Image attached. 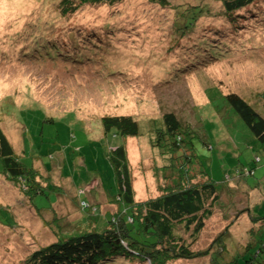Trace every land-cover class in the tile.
Masks as SVG:
<instances>
[{
  "label": "rangeland",
  "instance_id": "rangeland-1",
  "mask_svg": "<svg viewBox=\"0 0 264 264\" xmlns=\"http://www.w3.org/2000/svg\"><path fill=\"white\" fill-rule=\"evenodd\" d=\"M169 1L122 0L64 15L61 0H0V126L19 153L55 157L50 171L38 159L34 166L37 181L49 180L60 193L55 203L52 190L34 197V205L43 208L37 210L25 187L0 173V264H23L62 233L91 229L93 222L85 216L117 210L100 183L90 185L92 172L75 158L80 149L84 156L95 149V170L110 177L101 121L116 114H130L142 126L140 135L125 139L136 200L157 195L168 182L152 129L162 113L174 111L200 132L198 158L221 187L218 207L198 239L182 231L183 236L195 250L225 230L235 249L256 236L259 223L253 214L264 203V153L233 110L220 106L222 93L236 92L264 110V12L251 29H239L244 21L233 18L232 36L223 45L215 40L218 45L208 42L193 49L192 41L202 42L212 32L218 36V22L203 15L198 31L182 32L176 27L182 17L176 7L181 4L182 12L192 13L196 3ZM47 116L54 121L43 122ZM112 139L120 143L119 137ZM237 180L261 181L262 186L251 189ZM82 204L93 205L92 211H84ZM107 262L149 264L123 253H109ZM170 264H209V259Z\"/></svg>",
  "mask_w": 264,
  "mask_h": 264
},
{
  "label": "trees",
  "instance_id": "trees-1",
  "mask_svg": "<svg viewBox=\"0 0 264 264\" xmlns=\"http://www.w3.org/2000/svg\"><path fill=\"white\" fill-rule=\"evenodd\" d=\"M121 1L61 0L59 7L64 15L67 13L78 14L85 5H108L111 7ZM152 1L160 2L163 5L170 4L169 0ZM184 1H194L196 4L190 8V10L193 9L192 13L182 12L181 4L177 5L176 8L182 13V17L176 22L179 23L176 27L180 28L182 32L195 33L198 31L201 27L197 23L203 15L218 22L217 30L214 29L218 36L212 32L202 42L201 40L197 43L192 41L190 47L193 49L204 48L208 46V42L223 45L224 40L230 39L232 36L229 30L233 18L236 21H244L240 27L237 26L242 30L257 27L261 23L260 20L263 19L264 0ZM216 3H219L220 6L211 7ZM215 40L222 42L218 41L217 44ZM183 53L189 54L188 51ZM221 96L224 97V100L220 110L223 105L228 106L229 110H233L234 115L239 117L253 133L264 153V110H259L242 94L236 92L222 93ZM11 107L8 106V109ZM45 121L51 122L54 119L47 116L43 122ZM154 122L156 125L152 129L154 133L152 144L162 152L159 154L165 159L166 163L162 168L165 179L168 180L160 188V192L143 201H138L135 198L125 139L128 136L140 135L142 130L140 122L130 114L104 117L101 125L104 128V139L107 138L106 159L111 168V171L109 168L105 171L111 173L110 177H103L102 169L95 170V149L91 155L85 156L80 149L79 156L75 158H78L80 163L85 164L92 172L91 176L94 179L89 180L90 185L94 181L100 183L104 187L109 201L114 203L117 210L107 215H103L98 210L95 211L96 214L92 216L93 218L85 216V220L88 219L89 223L93 222L91 229L80 230L75 235L62 233L57 241L36 250L23 264H108L109 253L131 255L132 258L143 262L147 261L149 264H170L177 260L193 261L197 258H208L209 264H264V203L254 209L253 217L256 223H259L255 234L257 237L255 236L247 242L242 248L243 250L241 247L235 249L236 247L230 245V236L226 230L214 238L206 248L201 250L192 248L193 245L183 236L182 231L191 235L193 241L198 239L199 234L206 226L207 219L215 213L218 207L221 187L198 158L197 140L195 141L200 135L198 130L182 122L174 111L162 113L161 118ZM114 135L120 138V143L112 139ZM25 138L22 137L24 143H26ZM87 150L88 146L84 151ZM58 151L63 152L62 149ZM25 152L21 149L19 153L14 148L0 126V173L17 185L25 187L33 205L34 197L49 190L54 193L51 200H54V203L57 202L58 194H60L59 187L49 180L45 184L38 182L36 177L39 172L35 170L34 166L35 160L38 159L50 171L53 168V163L56 162V160L52 162L55 157L51 159V157H44L42 154L28 156ZM74 163H76L75 159ZM92 163L94 167L91 166ZM64 172L62 174L64 178L69 176L66 170ZM243 175L239 174L237 178L242 179ZM85 176H79V180L82 178L87 180ZM227 181L230 180H225V182ZM237 181L244 182L251 189L262 186L261 181L255 184H250L246 180ZM97 183L94 185H98ZM84 184L87 185L85 181ZM81 189L84 187L79 186L78 190ZM86 202L88 203V201ZM34 206L37 210H43L38 207L39 205ZM87 207L92 211L89 205L82 204L84 211ZM260 207L263 210L258 212ZM47 208L51 209V206ZM2 213L4 216H8L5 212ZM57 224L58 222L54 224V227H59Z\"/></svg>",
  "mask_w": 264,
  "mask_h": 264
},
{
  "label": "bare ground",
  "instance_id": "bare-ground-1",
  "mask_svg": "<svg viewBox=\"0 0 264 264\" xmlns=\"http://www.w3.org/2000/svg\"><path fill=\"white\" fill-rule=\"evenodd\" d=\"M13 50V49H12Z\"/></svg>",
  "mask_w": 264,
  "mask_h": 264
}]
</instances>
